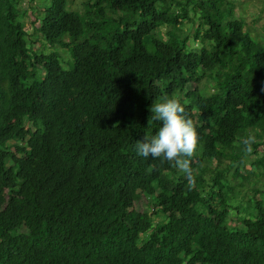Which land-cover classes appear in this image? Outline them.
<instances>
[{"label":"trees","instance_id":"1","mask_svg":"<svg viewBox=\"0 0 264 264\" xmlns=\"http://www.w3.org/2000/svg\"><path fill=\"white\" fill-rule=\"evenodd\" d=\"M22 1L0 0V264H264V43L235 4L46 0L33 39ZM165 97L199 135L194 182L137 153Z\"/></svg>","mask_w":264,"mask_h":264},{"label":"clouds","instance_id":"2","mask_svg":"<svg viewBox=\"0 0 264 264\" xmlns=\"http://www.w3.org/2000/svg\"><path fill=\"white\" fill-rule=\"evenodd\" d=\"M150 111L151 119L160 122L161 126L153 138L149 140L145 137L144 142H137L138 155L168 162L182 171L189 182H194L189 158L198 149L199 135L186 108L179 99L165 97L162 102L153 104ZM256 142L254 135L244 138L242 143L245 153L251 154Z\"/></svg>","mask_w":264,"mask_h":264},{"label":"rangeland","instance_id":"3","mask_svg":"<svg viewBox=\"0 0 264 264\" xmlns=\"http://www.w3.org/2000/svg\"><path fill=\"white\" fill-rule=\"evenodd\" d=\"M29 1L31 0H23L22 3L20 4V7L22 8L18 7V11H19V18L24 23L25 30L28 32V34H32L33 39H34L35 37L37 38L38 34L34 32V25L32 24L33 18L35 17L37 13V9L40 10V13H39V16H40L39 23H40V20L43 16L42 10L45 7L47 1L46 0H32L31 8H28L27 4ZM229 1L235 4L234 14L232 17L236 20H241L244 23V27L247 31H249V34L251 37H253L254 39H256L257 41L261 43H264V0H229ZM32 10L34 11L31 12ZM22 12H23V15H22ZM39 23L37 21L35 23V26L38 27ZM38 43H41V42H38ZM188 43L192 47H195L198 45V43H195L192 40H189ZM43 47L46 51L57 52L59 54L60 63L62 67H64L66 70L72 67V60L66 49L64 51L62 50V48H59L57 46H52L49 43H45ZM26 125H29V124L27 123ZM253 158L254 156H251V155L245 157V162H246L245 169L251 167L250 163L252 162L251 160H253ZM213 166H214V163L212 164V167ZM208 177L209 176L207 175V178ZM262 180L264 182V176ZM261 185H264V183H262ZM261 191L264 192V188H262ZM235 192H236L235 195L230 200V204L235 207L237 206V204L240 203L241 206L243 205L241 208H239L240 212L247 214V210H248L247 207L249 206V211H250V208L252 209V205L251 204L247 205L245 203L248 200L252 199V191L250 190L248 186L246 188H243L240 191L237 189L235 190ZM153 203H154V200H150V199L147 200L143 198V196H141L139 200L134 202L133 208L136 212L148 213L151 215ZM245 207L246 209H244ZM151 217H152V220L154 221L158 219L154 215H151ZM236 217H240V216H236L234 210L231 209V211H229V215L226 218L227 225L230 227L232 226L242 227L241 222L237 221Z\"/></svg>","mask_w":264,"mask_h":264}]
</instances>
